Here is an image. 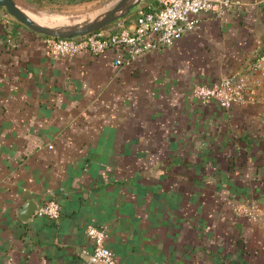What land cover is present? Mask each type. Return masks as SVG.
Listing matches in <instances>:
<instances>
[{"label": "crops", "instance_id": "crops-1", "mask_svg": "<svg viewBox=\"0 0 264 264\" xmlns=\"http://www.w3.org/2000/svg\"><path fill=\"white\" fill-rule=\"evenodd\" d=\"M14 25H0V264L75 263L87 222L108 229L117 264H264V229L236 208H264V98L224 108L191 91L236 70L259 78L264 0L202 13L122 66L115 49L53 57ZM50 198L58 220L23 218Z\"/></svg>", "mask_w": 264, "mask_h": 264}, {"label": "built area", "instance_id": "built-area-1", "mask_svg": "<svg viewBox=\"0 0 264 264\" xmlns=\"http://www.w3.org/2000/svg\"><path fill=\"white\" fill-rule=\"evenodd\" d=\"M158 1L159 4L155 7L138 4L127 18L119 19L112 25L89 34L70 38L44 36L47 50L53 57H62L75 56L84 51L100 54L108 49H115L120 54L114 58V64L129 65L146 51L173 44L184 32L197 25L200 14L219 15L231 4V0ZM12 19V15L0 8V25L9 26ZM263 62L264 54L253 58L251 63L252 68L256 70L254 74H260L258 79L256 75L236 70L212 82L194 83L192 94L202 102L214 100L224 108L248 97L263 99L264 94L259 91L264 83ZM236 208L251 219L257 220L264 229V208L258 202L247 199L238 202ZM34 213L56 221L60 216V203L55 198L47 199L36 206ZM84 235L91 245L87 256L75 263L63 261L59 264H117L116 254L107 244L110 232L105 226L87 222Z\"/></svg>", "mask_w": 264, "mask_h": 264}, {"label": "water", "instance_id": "water-1", "mask_svg": "<svg viewBox=\"0 0 264 264\" xmlns=\"http://www.w3.org/2000/svg\"><path fill=\"white\" fill-rule=\"evenodd\" d=\"M140 2L141 0H116L111 7L100 14L76 23L60 25L43 24L34 20L18 6L15 0H0V7H3L10 15L29 29L44 36L70 38L92 33L111 25L119 19L127 18L132 14V8L140 4ZM32 203V201L26 203L24 211L27 214L23 218L26 219L33 214L36 206Z\"/></svg>", "mask_w": 264, "mask_h": 264}, {"label": "rangeland", "instance_id": "rangeland-1", "mask_svg": "<svg viewBox=\"0 0 264 264\" xmlns=\"http://www.w3.org/2000/svg\"><path fill=\"white\" fill-rule=\"evenodd\" d=\"M15 1L26 12L33 9L42 11L45 15H47L44 20H40L41 22L48 23L50 25H60L67 23H76L93 17L94 15L100 14L104 10L111 7L116 0H87L80 2L44 1L41 3H36L31 0ZM261 90L264 91V83Z\"/></svg>", "mask_w": 264, "mask_h": 264}, {"label": "trees", "instance_id": "trees-1", "mask_svg": "<svg viewBox=\"0 0 264 264\" xmlns=\"http://www.w3.org/2000/svg\"><path fill=\"white\" fill-rule=\"evenodd\" d=\"M31 1L36 2V3H41V2H44V1H47V2H80V1H87V0H31ZM0 8H3V7H0ZM13 24L22 25L21 22H19L18 20H15V19H13ZM14 26H12V28ZM263 54H264V37H263V40H262V45L260 46L258 51L255 52V55H254L253 58H257L258 56L263 55Z\"/></svg>", "mask_w": 264, "mask_h": 264}, {"label": "bare ground", "instance_id": "bare-ground-1", "mask_svg": "<svg viewBox=\"0 0 264 264\" xmlns=\"http://www.w3.org/2000/svg\"><path fill=\"white\" fill-rule=\"evenodd\" d=\"M19 6V5H18ZM20 7V6H19ZM21 8V7H20ZM22 9V8H21ZM23 10V9H22ZM24 11V10H23ZM26 12V11H24ZM30 17H32L34 20L43 23V24H48V23H44L41 22L40 20H44L46 18L47 15H45L42 11H37V10H28V12H26ZM79 21V20H77ZM76 22V21H75ZM50 25V24H49ZM52 25V24H51ZM57 25V24H55Z\"/></svg>", "mask_w": 264, "mask_h": 264}]
</instances>
